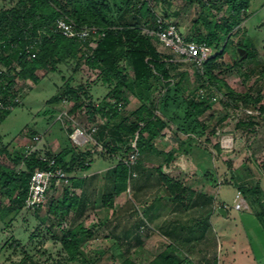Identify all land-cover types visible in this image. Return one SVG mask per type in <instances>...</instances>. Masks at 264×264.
Returning <instances> with one entry per match:
<instances>
[{"label": "rangeland", "instance_id": "obj_1", "mask_svg": "<svg viewBox=\"0 0 264 264\" xmlns=\"http://www.w3.org/2000/svg\"><path fill=\"white\" fill-rule=\"evenodd\" d=\"M60 1L68 10H73L75 17L80 20L105 22L93 10L92 0ZM128 1L130 0H108L111 10L107 14V21L133 22L132 13L126 8ZM146 1L155 14L166 16L185 27L188 37L199 32L207 34L208 29L200 17L209 21H219L225 16L227 7L224 5L223 10L213 7L211 4L214 0ZM224 1L222 0L223 3ZM18 2L19 0H0V11L11 9ZM142 33L145 34V31L142 30ZM220 35L219 46L227 43V47L225 53L217 59L213 70L217 83L206 82L203 87L209 96L208 103L211 104L204 114L195 116L194 119L185 115L189 100L202 88L197 68L190 61L176 60L174 64L177 65L171 67L169 80L158 78L151 81L148 84L150 91L145 87L138 88L144 95L146 93V97L143 101L134 99L132 103L134 107L148 103L151 108H155L158 116H164V111L168 110V116H165L169 120L187 128L190 133L188 134L195 140L191 141L193 153L203 168L209 166L210 173L217 169L222 173L216 203L228 211L230 221L235 219L244 223L245 231L250 233L249 235L259 236L257 239L264 241V218L261 222L257 213L250 209L234 208L236 191L251 186L262 203L256 204L255 208L258 211L264 209V113L261 110V107H264V0H251L242 21L228 36L222 35L221 32ZM242 43L253 44L257 54L250 59L247 55L245 57L247 59L241 65H237L240 58L238 49ZM160 50L171 54L163 48ZM215 52L214 46L213 53ZM85 59L86 56L83 55L80 59L64 60L67 70L77 68V78H80L81 82L87 77H92V74L88 73L89 69H81V66H78V63L84 62ZM64 64L58 63L57 70L60 71V67L66 70ZM121 65L129 85L138 91L134 85L130 63L123 60ZM96 74L99 79L102 78L100 71ZM58 86L60 77L57 78L55 72H50L33 88L22 75L18 77V86L15 90L21 94V101L0 125V134L6 141V143L2 141L1 145L8 152L0 156V164L6 170L16 169L18 166L15 159L27 149L24 143L14 144V139L21 136L23 129L29 131V136L34 131L44 132L49 126L54 132H58L60 121H57L51 112L49 115H47L49 111L47 114L44 112L46 108L48 109L47 100L57 92ZM129 90H126L129 95L130 91L134 92ZM230 93L237 100V107L230 104ZM213 96L217 99L214 100ZM259 96L261 99L257 100ZM129 118L131 122L133 117L130 114ZM246 120H252L256 124L239 126L240 121ZM215 129L218 134H214ZM23 132L27 134L26 131ZM36 142L38 140L33 137V143ZM212 182L218 186L216 177ZM63 190L60 186L55 187L57 197L52 200L48 198L39 209H27L25 206L21 209L15 208L3 219L0 218V264H14L22 260H25L26 264H122L127 259L123 254L126 245L120 242L123 230L120 227L109 229L106 222L91 217L89 226H83L82 229L74 220L54 213L51 207L60 201V192ZM105 201H109L107 196L98 197L97 200L95 198L94 206H100ZM0 204L8 206L9 199L0 194ZM69 230L75 232L81 240L78 260L69 259V254L61 242ZM167 242L162 244L165 249L168 248ZM152 247L149 245L147 250L133 251L130 259L139 264H157L154 257L159 249L154 250Z\"/></svg>", "mask_w": 264, "mask_h": 264}, {"label": "crops", "instance_id": "obj_2", "mask_svg": "<svg viewBox=\"0 0 264 264\" xmlns=\"http://www.w3.org/2000/svg\"><path fill=\"white\" fill-rule=\"evenodd\" d=\"M80 66L89 69L92 77L81 82L76 67L73 70L60 67V71H54L56 77H60V86L47 100L48 109L44 112L49 111L47 115L51 112L60 121L58 132L49 126L44 132L34 131L29 136L25 128L21 136L14 139V144L24 143L25 151L30 150L43 160L65 151L67 167L71 166L73 155L80 154L78 163L69 170L70 184L60 185V189H64L60 192V201L65 195L77 199L75 208L65 218L74 220L80 227L89 226L92 219L106 222L109 229L120 227L123 229L120 242L126 245L123 254L127 259L133 251L147 250L151 245L154 250L159 249L154 257L157 264H264V241L257 239L259 236L249 235L244 223L230 221L228 211L216 203L222 173L218 169L210 173L209 166L203 168L193 153L191 141L195 140L187 128L183 130L166 114L159 115L167 123L166 128L151 141L155 151L143 149L139 164L133 168L136 175H129L126 187L116 192V166L126 158H123L128 149L126 141L130 139L123 130L129 123V114L133 117L132 113L139 107H134L132 102L139 98L123 87L116 101L113 84L95 75L99 69L84 62ZM67 88L78 91L79 99L63 94L54 100ZM118 103H122L123 108H119ZM110 105L118 108L115 116L99 112L100 108ZM77 128L90 131L92 139L73 141L71 135ZM33 137H39L38 142L33 143ZM81 160H84V168L80 166ZM16 165V169L22 170L24 162ZM212 175L217 178L218 186L212 182L215 178ZM166 178L180 183L181 189L170 190ZM54 188L49 200L57 197ZM105 196L109 201L94 206L95 198ZM219 208L225 209L226 215L220 213ZM249 209L253 213L258 211L250 206ZM166 241L167 249L162 246Z\"/></svg>", "mask_w": 264, "mask_h": 264}, {"label": "trees", "instance_id": "obj_3", "mask_svg": "<svg viewBox=\"0 0 264 264\" xmlns=\"http://www.w3.org/2000/svg\"><path fill=\"white\" fill-rule=\"evenodd\" d=\"M224 2L222 0H214L211 4L219 10H223V6L227 5L225 16L221 20L214 22L200 17L204 26L208 29L207 34L204 35L199 32L196 35L188 37L187 30L185 29L187 40H194L199 43L206 42L213 48L215 46L216 49V52L212 54L205 65L203 72L197 68V74L202 87H204L206 82L217 83L213 70L217 59L225 53L227 47V43L221 47L218 44L221 40L220 32L222 35L228 36L232 29L242 21L244 12L249 9L251 4V0H225ZM91 5L98 17L105 21L104 23L76 18L73 10H68L66 5L60 0H19L15 7L0 11V66L5 68V70L0 72V78L8 82L4 90L6 96L3 99L4 101L13 96V91L17 84L16 78L20 75L23 76L31 87H35L50 72L57 70L58 63H63L66 58L80 59V56L84 55L81 43L77 39L65 37L56 31L57 20L63 18L74 20L78 26L84 24L96 25L102 31H105V36L97 39V45L94 49L89 47V42H85L89 55L86 56L84 63L91 68L99 69L102 73L101 79L107 84H113L112 93L116 101H119L123 87L134 90L136 97L143 101L146 93L144 95L138 88L145 87L150 91L148 84L153 79L160 78L166 81L171 78V67H176L177 65V63L174 64L171 61L173 56L161 51L156 40L146 33H142L144 27L153 28L156 25L157 14L149 6L148 1H128L126 8L132 13L134 20L133 22L123 23L107 21V14L111 10V4L108 0H92ZM30 45H33L36 57H32L31 53L27 51ZM240 47L247 50L248 59L255 57L257 54V49L253 44L242 43ZM246 59L239 58L237 65H241ZM123 60H127L130 63L134 75V85L138 91L129 85L127 77L123 74L121 65ZM80 63H78V66ZM63 94L67 98H69L68 96H72L75 100H78L80 97L78 91L67 88L61 94L55 96L54 100ZM196 95L188 102V109L185 113L187 118L194 119L195 116L204 114L211 107V104L208 103V94L203 99H196ZM230 96V104L237 107V100L233 98L232 94ZM260 99L261 97L259 96L257 100ZM261 110L264 113V107H261ZM99 112L102 115H109L111 117L115 116L119 111L115 105H110L100 108ZM164 112L168 116V110ZM9 114V110L0 109V125ZM132 114L133 120L127 123L123 130L125 136H130V139L126 141L128 149L123 158L127 157L131 151V141L136 132L139 131L138 143L142 155L143 149L146 148L155 151L151 141L167 126V123L155 113V108H151L148 103H142ZM255 124L252 120L239 122V126L243 127L254 126ZM180 127L183 130L185 129L182 126ZM214 134H218L217 129L214 130ZM1 144L2 137L0 135V156L8 154L6 148L2 147ZM65 155V151H63L57 155L50 156L49 159H55L56 163L69 173L74 164L78 163L80 154L73 155L70 167L64 164ZM21 162H24L25 169L6 170L0 164V194L9 199L8 206L0 204L1 219L13 209L24 207L29 181L33 172L37 168H46L47 166V162L36 153L26 155L25 151L15 159L16 164H20ZM83 162L84 160H81L80 166L84 168ZM129 175L130 168L123 160H120L116 166V192L126 187ZM166 179L170 190L177 191L181 189L180 183L174 180L171 181L168 178ZM242 188L241 190L244 196H247L245 198L250 207L255 208L256 204H262L251 186ZM76 204V198L65 195L61 201L53 204L51 208L57 215L65 217L70 213L72 208H75ZM256 213L263 222L264 209ZM81 228L84 229V227ZM80 241L79 236L70 230L62 237V245L68 252L70 260L79 259L78 250ZM14 264H26V262L22 260ZM122 264L139 263L126 259Z\"/></svg>", "mask_w": 264, "mask_h": 264}, {"label": "built area", "instance_id": "obj_4", "mask_svg": "<svg viewBox=\"0 0 264 264\" xmlns=\"http://www.w3.org/2000/svg\"><path fill=\"white\" fill-rule=\"evenodd\" d=\"M180 26L161 15L156 16V25L153 28L144 27L143 30L147 35L157 41L159 49L163 48L168 50L175 57L171 61H190L193 65L203 72L205 65L208 63L210 57L214 52V48L206 42L199 43L194 40H187L185 32L180 30ZM56 31L68 38L77 39L84 50V55L88 56V50L86 49L85 42H89V47L94 49L97 45L98 38L105 36V31L96 25L84 24L78 26L74 20L69 18L58 19L56 22ZM27 51L31 53L32 57H36L33 45L27 48ZM5 70L0 66V72ZM16 87L18 86V78H16ZM8 82H5L3 78H0V109L13 110L15 106L21 101V94L13 91V96L6 101L4 90L6 89ZM207 96L205 88H200L197 92L196 99H203ZM216 100V96H213ZM117 106L121 108L122 103H118ZM143 125V123H142ZM93 127L90 131H94ZM85 131L82 128H77L71 135L72 140L79 143L82 140H91V132ZM35 139H39L36 137ZM139 131L135 133L131 141V151L124 159V163L130 168V175L135 176L136 173L133 168L138 164L141 156L139 147ZM26 155L31 154L30 150L25 151ZM47 162L46 168H37L29 181V187L24 206L27 209L36 210L42 207L48 200L49 192L52 188L58 187L61 184L69 185L71 182L70 174L65 171L60 165H58L55 159H44ZM234 208L236 210L249 209V204L241 189H238L234 197Z\"/></svg>", "mask_w": 264, "mask_h": 264}, {"label": "water", "instance_id": "obj_5", "mask_svg": "<svg viewBox=\"0 0 264 264\" xmlns=\"http://www.w3.org/2000/svg\"><path fill=\"white\" fill-rule=\"evenodd\" d=\"M180 30H181L182 32H184V28H183V27H181ZM238 51H239V55H240V58H241V59L245 58V57L248 55L247 50L244 49V48H242V47H240V48L238 49ZM218 211H219L220 213H222L223 215H226V210H225V209H223V208H219Z\"/></svg>", "mask_w": 264, "mask_h": 264}]
</instances>
